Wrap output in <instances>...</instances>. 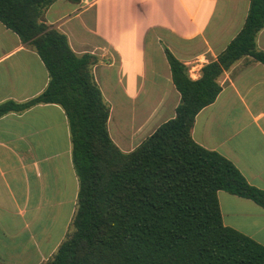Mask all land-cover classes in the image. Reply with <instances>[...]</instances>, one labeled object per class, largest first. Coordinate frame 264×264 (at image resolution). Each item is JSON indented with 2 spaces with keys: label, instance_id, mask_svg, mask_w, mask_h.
Segmentation results:
<instances>
[{
  "label": "crops",
  "instance_id": "1",
  "mask_svg": "<svg viewBox=\"0 0 264 264\" xmlns=\"http://www.w3.org/2000/svg\"><path fill=\"white\" fill-rule=\"evenodd\" d=\"M249 1L55 0L44 16L75 54L92 56V74L110 106L109 134L129 151L179 103L164 49L198 78L240 30ZM256 45L264 50V27ZM48 80L37 51L0 20V103L27 101ZM217 81L221 90L197 113L191 135L264 189V65L242 57ZM113 120L122 137L114 136ZM77 194L63 108L39 103L1 115L0 264H44L68 232ZM218 200L225 225L264 245V207L224 190Z\"/></svg>",
  "mask_w": 264,
  "mask_h": 264
},
{
  "label": "trees",
  "instance_id": "2",
  "mask_svg": "<svg viewBox=\"0 0 264 264\" xmlns=\"http://www.w3.org/2000/svg\"><path fill=\"white\" fill-rule=\"evenodd\" d=\"M54 1L0 0L1 22L37 51L49 76L37 96L0 103V116L59 104L78 177L73 229L44 264H264V245L225 225L218 200L224 190L264 207V189L191 135L197 113L220 92L217 78L224 70L245 56L264 65V50L256 45L264 0L249 1L240 30L196 79L164 49L179 103L129 151L109 134L110 106L92 74V56L75 54L66 35L45 23Z\"/></svg>",
  "mask_w": 264,
  "mask_h": 264
},
{
  "label": "rangeland",
  "instance_id": "3",
  "mask_svg": "<svg viewBox=\"0 0 264 264\" xmlns=\"http://www.w3.org/2000/svg\"><path fill=\"white\" fill-rule=\"evenodd\" d=\"M117 123H118V121H117ZM111 124H112V127H113V134H114V136H115V137H119V136H121V134H120V133H121V131H120V127H119V129L115 127V121H114V120L111 122ZM135 127H136V126H135ZM121 128H122V131L125 130V128L123 129V126H122V125H121ZM126 128H130V127L126 126ZM121 137H122V136H121ZM58 226H59V225H58ZM67 228H68V227H66L65 230H67ZM72 229H73L72 224H70V227H69L68 231H70V230H72ZM63 238H65V236H63L62 239H63Z\"/></svg>",
  "mask_w": 264,
  "mask_h": 264
}]
</instances>
